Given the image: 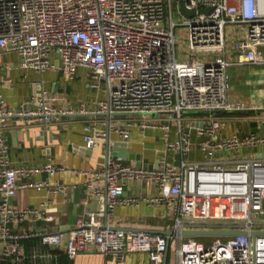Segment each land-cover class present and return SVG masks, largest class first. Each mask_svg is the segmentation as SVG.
<instances>
[{"label":"built area","instance_id":"2783aa9c","mask_svg":"<svg viewBox=\"0 0 264 264\" xmlns=\"http://www.w3.org/2000/svg\"><path fill=\"white\" fill-rule=\"evenodd\" d=\"M183 1L195 13L185 14L181 0H0L2 51L17 52L22 67L42 74L54 69L75 77L82 68L94 88L107 92L95 108L81 109L59 104L60 96L44 79L18 105H9L0 95V241H7L3 254L24 255L20 238L35 233H16V222L45 216L40 208H21L12 199L21 188H43L50 181L21 177L71 170L53 161L13 163L4 131L13 119L49 125L59 114L82 111L109 115V133L87 126L88 147L101 144L112 129L129 140L135 125L142 131L162 127L165 146L158 159L149 161L152 166H146L138 159L115 157L109 138L101 167L74 169L87 175V189L105 195L106 209H85L67 230H39L44 243L60 245L67 235L72 257L98 252L123 258L145 251L150 264H163L175 241V257L167 264H264V155L244 151L263 147L264 133L224 135L219 114L249 108L229 95L227 72L234 63L264 64V0ZM176 11L185 19L176 20ZM178 26L188 36L180 52ZM259 109L246 117L264 123V108ZM125 113L134 118L117 119ZM197 148L203 157L190 158ZM176 153H181L178 164ZM97 178H104L105 184L97 185ZM136 180L156 187V193L128 192ZM142 199L171 210L170 234L112 224L119 204ZM187 228L247 233L204 240L184 236Z\"/></svg>","mask_w":264,"mask_h":264},{"label":"crops","instance_id":"0c3cea01","mask_svg":"<svg viewBox=\"0 0 264 264\" xmlns=\"http://www.w3.org/2000/svg\"><path fill=\"white\" fill-rule=\"evenodd\" d=\"M227 73L229 95L243 100L249 108L220 111L219 114L224 121L223 133L231 135L235 132H251L253 131L251 120L246 115L258 114L261 112L259 108H264V64L234 63L228 67ZM41 79H44L45 85L60 96L57 102L66 107L95 108L96 100L107 96L106 91L91 85L88 75L84 74L82 68L75 77L54 69H48L42 74L35 69L22 67L17 52H4L0 49V95L9 105H18L31 96L38 89L36 82ZM116 116L118 120L124 119V121L134 118L133 115L126 113ZM108 120V114L82 111L59 114L49 125L40 122L26 124L24 120H11V127L5 130L4 134L10 144V159L13 163L39 165L53 161L64 164L71 170L60 171L54 175L45 172L21 177L22 180L30 182L36 179L50 181V184L43 188L36 186L21 188L12 199V202L21 208H40L45 216H32L14 224L16 233L24 229H33L35 233L20 238L25 249V254L21 256L3 254L2 248L7 241H0V264H150L149 254L145 251H132L123 258L98 252L81 253L72 257L66 249L67 235L64 236L62 244L50 246L43 242L39 233L43 228L51 231L70 229L73 215L77 216L88 208L105 209V195L87 189V175L74 169L101 167L105 161L104 149L109 138L112 149L115 141H127L128 150H119L120 152L139 154L142 159L147 158L149 161L159 158L160 151L165 146L162 127H149L142 131L138 125H135L129 140L122 139L121 135L112 129L110 135L108 134L101 144L88 147L84 137L87 126L96 125L109 133ZM172 136H176V129H173ZM121 147L124 149L125 146H120V149ZM244 151L262 156L264 146ZM194 157H203L200 148L190 153V158ZM96 184L104 185L105 179L97 178ZM127 190L143 196L147 193L154 194L157 189L136 180ZM78 198L79 202H77ZM111 221L114 226L163 232L172 228L174 215L164 204L142 199L138 204H119ZM176 247L177 242L172 241L168 250V261L175 257Z\"/></svg>","mask_w":264,"mask_h":264},{"label":"water","instance_id":"95a60500","mask_svg":"<svg viewBox=\"0 0 264 264\" xmlns=\"http://www.w3.org/2000/svg\"><path fill=\"white\" fill-rule=\"evenodd\" d=\"M181 10L187 14V15H191L193 13H195V9H189L188 7H186L185 3L183 0H181ZM210 8H203L201 9V11H208ZM109 126V125H108ZM251 126H252V130L259 133V134H263L264 133V123H259L257 120H252L251 121ZM110 141V139H109ZM127 141H115L113 143V154L115 155V157H124L127 159H139L141 161H143V163L146 166H152L151 164H149V159L144 158L142 159L141 155H136V154H128L125 152H120L119 150L125 151L128 150V147L126 146ZM120 146H125L124 149H120ZM180 159H181V153H176V163H180ZM84 190H86V187H84ZM80 199H77V202H79ZM106 209V207H105ZM76 212H74L75 214ZM72 224L71 227L74 226V221L76 218V215L72 216ZM153 231H159V230H154L151 229ZM161 232V231H160ZM167 234H170L172 231L171 230H165L163 231ZM240 233H247L246 230L243 229H191V228H187V229H183L182 230V234L186 237H193V236H208V235H231V234H240ZM253 234L257 233V231H253ZM169 250V249H168ZM168 250L166 251V255H165V260L163 264H167L168 262Z\"/></svg>","mask_w":264,"mask_h":264},{"label":"rangeland","instance_id":"374dc122","mask_svg":"<svg viewBox=\"0 0 264 264\" xmlns=\"http://www.w3.org/2000/svg\"><path fill=\"white\" fill-rule=\"evenodd\" d=\"M175 19L176 20H179L181 19L180 21L184 20L185 18H183L182 15H180L177 11L175 12ZM230 29V28H229ZM235 30H237L235 28ZM176 35H177V49H178V52H180L182 50V48L186 47L187 46V35H186V30L183 28V26H178L177 29H176ZM232 36L233 37H236L235 36V32L232 33ZM156 136V134H155ZM217 236L213 235V236H204L202 237V239L204 240H213L214 238H216Z\"/></svg>","mask_w":264,"mask_h":264}]
</instances>
